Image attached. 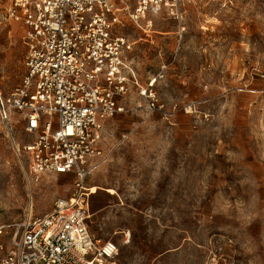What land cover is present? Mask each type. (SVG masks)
<instances>
[{
  "label": "rangeland",
  "instance_id": "rangeland-1",
  "mask_svg": "<svg viewBox=\"0 0 264 264\" xmlns=\"http://www.w3.org/2000/svg\"><path fill=\"white\" fill-rule=\"evenodd\" d=\"M0 0V89L25 72L24 28ZM144 33L125 20L141 79L156 82L161 111L107 120L111 154L86 180L90 229L119 245L116 264H264V0H180ZM138 98L133 97V101ZM16 139L32 136L20 125ZM126 137L124 138V136ZM29 160L0 128V226L48 213L74 176L28 180ZM114 189L109 193L108 189ZM130 232V242L123 232ZM13 227L0 236L12 244Z\"/></svg>",
  "mask_w": 264,
  "mask_h": 264
},
{
  "label": "built area",
  "instance_id": "built-area-1",
  "mask_svg": "<svg viewBox=\"0 0 264 264\" xmlns=\"http://www.w3.org/2000/svg\"><path fill=\"white\" fill-rule=\"evenodd\" d=\"M180 0H11L7 15L24 29L25 72L9 92L0 89V128L19 156L28 157V180L46 174L74 176L75 190L43 215L1 225L13 227L12 244L0 242V264H116L120 247L90 229L92 187L86 185L111 154L104 148L108 119L126 112L152 116L163 108L156 82L141 79L123 32L125 20L144 33L151 16L169 9L179 19ZM259 88L244 84L264 100ZM138 98L133 101V97ZM21 125L32 140L19 143ZM126 135L124 136V138ZM130 242V232H123Z\"/></svg>",
  "mask_w": 264,
  "mask_h": 264
},
{
  "label": "bare ground",
  "instance_id": "bare-ground-1",
  "mask_svg": "<svg viewBox=\"0 0 264 264\" xmlns=\"http://www.w3.org/2000/svg\"><path fill=\"white\" fill-rule=\"evenodd\" d=\"M101 188L102 187L100 185H97V184L92 185V193L93 194H97ZM108 192L109 193H114V189L109 188L108 189Z\"/></svg>",
  "mask_w": 264,
  "mask_h": 264
},
{
  "label": "crops",
  "instance_id": "crops-1",
  "mask_svg": "<svg viewBox=\"0 0 264 264\" xmlns=\"http://www.w3.org/2000/svg\"><path fill=\"white\" fill-rule=\"evenodd\" d=\"M20 126H21V125H20ZM22 130H23V129H22ZM24 133H25V132H24ZM26 134H27V133H26ZM32 139H33V138H32ZM32 139H31V140H32ZM16 140H17V139H16ZM31 140H29V141H31ZM29 141H27V142H29ZM24 143H25V142H24Z\"/></svg>",
  "mask_w": 264,
  "mask_h": 264
}]
</instances>
